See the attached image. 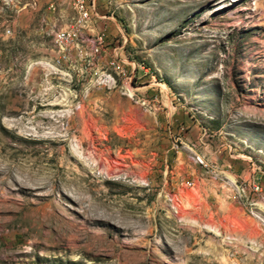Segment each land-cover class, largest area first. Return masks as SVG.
<instances>
[{"label":"rangeland","instance_id":"374dc122","mask_svg":"<svg viewBox=\"0 0 264 264\" xmlns=\"http://www.w3.org/2000/svg\"><path fill=\"white\" fill-rule=\"evenodd\" d=\"M93 2L0 3V264H264V0Z\"/></svg>","mask_w":264,"mask_h":264},{"label":"built area","instance_id":"2783aa9c","mask_svg":"<svg viewBox=\"0 0 264 264\" xmlns=\"http://www.w3.org/2000/svg\"><path fill=\"white\" fill-rule=\"evenodd\" d=\"M8 1L11 0H0V3H8ZM69 4L74 10L72 19L65 26L55 28L52 32L53 41L61 50L78 37L80 29L86 27L92 17L98 16L93 0H69ZM48 6L53 7L52 1L48 3ZM102 39V33L95 36L93 39V42L96 43L94 50H98L97 43H101ZM107 64L112 70H120L122 78H130V75L127 74L118 59H108ZM252 168L254 175L250 178L242 179L243 190L241 191L245 192L246 190L245 197L251 192L264 202V173L256 163H252Z\"/></svg>","mask_w":264,"mask_h":264},{"label":"crops","instance_id":"0c3cea01","mask_svg":"<svg viewBox=\"0 0 264 264\" xmlns=\"http://www.w3.org/2000/svg\"><path fill=\"white\" fill-rule=\"evenodd\" d=\"M240 167V168H238ZM235 170H238L237 174L242 179H247L248 177H252L253 174V168L251 163H240L239 166L235 167ZM264 179V178H263Z\"/></svg>","mask_w":264,"mask_h":264},{"label":"bare ground","instance_id":"6f19581e","mask_svg":"<svg viewBox=\"0 0 264 264\" xmlns=\"http://www.w3.org/2000/svg\"><path fill=\"white\" fill-rule=\"evenodd\" d=\"M120 71V70H119ZM90 214L88 213V216H89ZM100 221V220H99ZM105 224H108V223H105ZM114 228V227H113ZM117 230H119V228L118 227H115ZM130 234V233H129Z\"/></svg>","mask_w":264,"mask_h":264}]
</instances>
